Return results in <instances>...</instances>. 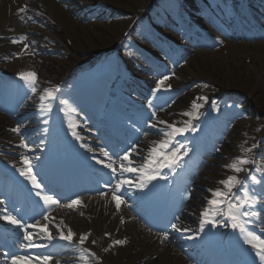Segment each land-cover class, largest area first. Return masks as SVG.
<instances>
[{"label": "bare ground", "instance_id": "obj_1", "mask_svg": "<svg viewBox=\"0 0 264 264\" xmlns=\"http://www.w3.org/2000/svg\"><path fill=\"white\" fill-rule=\"evenodd\" d=\"M39 1L43 3V5L46 8V12L48 11L51 16L53 17L54 26H49L48 31L43 33L41 37L48 38L49 40L58 41L60 38L62 39V36L70 38V41L73 44V47L77 49L82 47H91V44L93 43L92 38H94L95 32L91 30H86L84 28H81V26L77 23V18H86V16L89 15L94 9H88V6L95 5V1H89L86 2V0H0V31L6 27L5 31L1 34L5 37L11 36L14 34L8 33V29L11 25L15 24V22H24L26 18L28 17L27 11L30 12L35 10L36 5H38ZM44 1V2H43ZM102 3L108 4L107 2H111L109 8L112 12L117 11V9L120 11H123L122 6L118 4V2H121L120 0H99ZM127 2V0H125ZM249 2H254L258 6H262L264 1L263 0H248ZM60 4H59V3ZM81 2L80 4H77ZM27 7V11L25 14L18 12L16 14V11H19L22 7ZM67 7V10H64ZM84 9V10H82ZM170 10L173 12H176L177 8L175 5H171ZM73 12H79L77 17H74V20L72 19V13ZM101 10L99 9V12L97 15H100ZM8 14V15H7ZM146 22L153 23L155 18V12L150 10L145 15ZM225 17L228 18L229 16L225 14ZM257 23L264 26V23L261 21H257ZM160 30L162 32H166L167 28H179L180 22L179 20L176 22V24H168L165 21L160 22ZM79 28L82 31H76V29ZM59 30L61 31V34L59 33ZM22 32L29 33L30 36H36L37 33H39L37 30H33L30 28H22ZM262 39L260 41H254L253 43H232L228 42V55L226 57H220L218 55L214 56L215 54L212 53H205L206 51H200L197 52V54H200L199 57L202 58L203 61H209L208 66L206 67L207 63L197 61L201 68H197L196 62L192 64V67L194 70L190 72V74H186L185 76H192V79L194 80H213L216 82L217 85L220 86L222 90L225 92V88H227L228 91H237L239 93H244L245 96L249 97V102L252 103L254 107L258 109V106L264 107V34L261 35ZM214 39H221L220 37H214ZM5 43V41H0V44ZM39 44L41 46H45L46 43L39 41ZM27 48V47H26ZM163 49L166 47L162 46ZM10 50V47L8 45H5L0 50L1 52ZM79 50V49H78ZM86 50H90V48H87ZM243 60H250V65L246 66L244 63L239 62L240 60H235V56L237 55ZM32 58L29 57L28 54H26L24 51H22L21 56H17V58L12 59V61L9 63L10 65H24L27 67H36L39 69V65L35 63V61L30 60ZM18 62V63H16ZM214 62V63H213ZM197 68V69H196ZM19 68H14L12 71H17ZM22 70V69H21ZM19 70L18 72H20ZM55 68L51 67L49 69L50 73L55 72ZM187 71L182 70L180 72V77L183 78V72ZM86 74L76 75L77 81H73L70 85L71 89H74L75 92L73 96H80L83 100H91L94 102V97L96 96L97 89L95 90L92 85L96 83L97 80H94V82L91 84L88 83V85L83 86L80 84L82 83V79H86ZM114 75L111 76L110 79H107L109 82ZM127 79V77L125 76ZM184 84V83H183ZM183 84H180L178 86H182ZM257 93H259L257 95ZM247 97L245 99H247ZM246 106L249 105V103H246ZM231 106H223L219 110V116L220 114L227 113V116H229L231 113L235 112ZM223 112V113H222ZM255 113V111H253ZM106 118L109 120L111 116L106 113ZM5 119H0V128L4 125ZM41 121L40 123H42ZM84 122V120H83ZM80 123V122H79ZM180 121H178L179 126ZM242 124H246V128L249 129L250 137L255 134V128L264 126V118H259L257 120V123L255 124L252 121L245 120V122H241ZM81 125V123H80ZM155 126L151 125L150 129L160 131L162 129V126L159 124H154ZM9 128H12L11 126H8ZM79 128V127H77ZM201 127H199L200 129ZM15 129V128H13ZM204 131L203 135H210L213 137L210 130H206L202 128ZM38 133L44 132V129L41 130L40 128L37 129ZM56 132V131H55ZM6 131H2L0 129V138L6 137V140L8 142H5L13 147H18L19 139L12 138L15 136L14 132L6 136ZM56 135V134H55ZM12 136V137H11ZM74 142L77 145V137L74 136ZM81 140V147L82 149L88 150L91 149L90 147H87L86 145L82 144V141L87 140L83 137H79ZM176 144L184 145L188 152L191 150L192 147L196 146L198 149L199 142L196 139H191L186 141L185 143H182L180 140L177 141ZM175 144V145H176ZM248 141L244 143V145H247ZM6 150L14 152V154L19 155L20 153L17 150H14L12 148L5 147ZM196 149V151H197ZM142 150H149L147 148H143ZM183 150H181V155L183 156ZM138 156H140L141 153L136 152ZM257 156L260 158L258 161H253L254 164L259 165L261 163H264V149H261L258 151ZM193 156L195 153L192 154ZM222 155H229V150L226 148H223ZM20 157V156H19ZM21 158V157H20ZM146 156H144L145 160ZM18 161V159H17ZM30 166L33 174L41 168V162L39 159H37L32 153L29 157ZM213 163H217V161H214ZM182 164H180L179 167H181ZM169 168H161L159 173H164ZM115 178L116 182H119L121 186L117 188V183H113L111 185V190H115L116 193L121 192H127L133 197V201L136 205L141 207V209L144 210V213L148 219H152L151 215L148 213V206L145 201V197L147 196V190L150 183L145 188H139L136 187L137 184L140 183V174L136 172H124L123 169L120 170V167H117L115 169ZM164 175V174H161ZM209 178H213V176L206 175ZM202 178V177H201ZM196 184L198 185H208V181L205 183L198 182L200 180V176L195 178ZM30 181V180H29ZM123 181H127V183H122ZM178 190H176L175 194L178 195ZM179 192L181 193V187L179 188ZM179 193V195H180ZM193 193H196L194 191ZM105 199L103 202L96 201L90 202L89 204H86L85 202H81L80 204H83L82 206H76L74 209H69L66 207V209L62 208L61 206L56 211H61L55 216L57 217V222L48 221L51 224H54L55 227V233L53 237H56L58 233H60V230L63 231L65 235H67L69 229L74 234L73 240L76 241L79 240L80 233H84L85 229H92L94 239H100L104 243L101 244L103 247L107 246L108 242L109 244H112L116 240H124L126 241L124 244H120V247L123 249V252H120V254L113 255L111 251H109V248L107 247V251L105 254H102V261L104 264H187L184 259L177 258L170 254L167 249L159 248L157 246V241L152 240L151 236L147 235V230L145 227L139 224L137 220L134 219V217L125 210L122 205L120 206L119 210L116 208L114 201L112 200V194H108L105 196ZM197 196L195 200L191 199L189 202H186V205L189 206V210L197 203L196 201ZM257 203V201H256ZM69 204V203H68ZM177 206V201H175V208ZM257 209V205H255L254 210ZM189 212V211H188ZM217 217V215H216ZM224 219L226 220L227 217L224 215ZM4 225H8L11 227V229L15 228L16 231L20 232V234H24V231L16 227L15 225L10 224L8 221L4 222ZM179 229L176 228V231ZM29 233H32L34 236H39L41 240L46 239V237H42L41 235H38L37 232L31 231L30 229H27ZM104 235V238L102 239ZM203 238V236H202ZM19 240L22 242V238L20 237ZM47 240V239H46ZM230 235L227 236V241H230ZM27 242V241H26ZM34 243H38L34 241ZM209 243L210 245V252L216 248L218 245L217 237L214 235H208L205 237V241ZM27 244V243H26ZM51 249H55L58 251V259L60 261V264H84V261H75L73 257V253L75 252V249L67 244V241L61 240L60 238L58 240L51 241ZM19 250L21 253L29 254L31 253H41L46 252L43 251L41 248H25L23 244L20 242L18 243ZM47 246L50 245V242L47 240L46 243ZM203 246V244H202ZM225 246L228 247L229 245L225 243ZM204 249V247H203ZM101 252V251H100ZM203 254L206 257V250H203ZM78 256V254L76 255ZM158 257L157 263H147L146 261L153 257ZM249 257V256H247ZM120 258L125 259V263H120ZM210 261L213 262V264H220L219 260L217 259H210ZM149 262V261H148ZM87 264H99L95 260H91Z\"/></svg>", "mask_w": 264, "mask_h": 264}, {"label": "rangeland", "instance_id": "obj_2", "mask_svg": "<svg viewBox=\"0 0 264 264\" xmlns=\"http://www.w3.org/2000/svg\"><path fill=\"white\" fill-rule=\"evenodd\" d=\"M87 2L91 1V0H86ZM121 2H118V4L120 6H122V9H124L123 11L125 12V18L124 20H111L109 18L103 17V18H97V19H92L90 21L86 20V18H79L77 19V23L81 26V28H84L86 30H93L95 32L94 34V38H92L93 43L91 44V47H82V48H78L76 47V49H73V47L70 49L69 46L63 41V39L61 40V45L57 44L58 48H61L62 50L65 48L68 51H63V56H56L54 59H50L49 61L52 63V67L55 68V72L54 74L57 75L56 77H58V79H61L63 77H66L67 75H69L70 70L73 68V66H77L80 63H87L89 62L91 59L94 58L93 55L95 54H99L101 52H104L106 50H112L115 49L117 47V44L120 45V41L122 39V34L123 32L131 25L132 21H134L135 16L139 17V21H137L135 24L138 25V27L140 28V25L143 24L142 21H144V14L146 13V11L148 10L149 7L154 5V2H151L152 0H127V2L125 0H120ZM173 2V0H171ZM242 0H237L234 2V0H230L229 1V6H226V9L231 12V20H234L236 18L237 12H238V8L241 6ZM114 5V4H113ZM231 5H235L233 7H231ZM250 5V4H249ZM115 6V5H114ZM148 7V8H147ZM208 6H205V8H207ZM251 8L254 9V11H250L249 15V20H251L252 23H254V20L256 19V17L259 16L258 10L259 8H257L255 5H250ZM203 8L200 10L201 14H204L206 12V9ZM163 10L164 8H161L159 10H157L156 15L158 17H162L163 16ZM198 10V6L195 5V9L194 11ZM213 7L209 6L207 9V12L214 14V12L212 11ZM186 13H188L193 19H194V23L195 25H198V19H201L202 15L199 13H194V14H190L188 11H186ZM75 16V14H72V17ZM130 17V19L128 18ZM174 17V16H173ZM197 17V18H195ZM106 18V20H105ZM177 18V16H176ZM173 19H170V21H172ZM207 28L209 29V32L217 34L215 32H213V27L211 26V24L207 23ZM212 29V30H210ZM38 30H42V27H38ZM232 35H233V39L236 41H239L241 43H250L251 41H254L256 39H258V33L260 31H262V28H254L252 30L249 31H245L239 28H235L232 27ZM76 31H82L81 29L77 28ZM156 39H160V40H164L161 34H154ZM137 37H140V39L143 40V37L137 35ZM207 39H211L209 37V35L207 34L206 36ZM133 40V38L129 39V43ZM168 40L171 41V48H172V44L173 46H175L176 51L179 53V59L175 62V64L173 65L172 69L167 72V76L169 77L168 80H166L164 82V86L161 87V91L166 92L167 90H170L173 92V98L175 99V101L173 102V107L171 106L168 111L166 110V108L162 109V111L164 112V116H163V120L165 122H168L169 124H173L175 125V121L177 119V117L180 116L181 113L187 112V111H191V105L193 103V101H196L199 104H207L210 103L211 101H214L217 97L214 95L219 94L220 92V86L216 84L215 81L213 80H194L192 79V76H185L186 74H190V72L192 70H194V68L192 67V64H194L196 62L197 64V68H201L199 63L197 61H201V62H205L207 63L206 67L208 66L209 61H203L200 56V54H197V52H200L201 49H196V48H204L203 51H206L205 53L209 52L212 54H215L214 56L218 55L220 57H226V55H228V47H226V45L224 46V44L222 42L219 41H215L212 40V44L209 46H197L196 48H184L185 45V37H184V33H179L178 35H175L173 37H168ZM238 44V43H236ZM72 45V43H71ZM140 48L135 49V53L139 56H144L147 57L149 59L151 58V55L155 53V49H153V47L149 44L148 39L144 38V42L140 43ZM170 46V44H169ZM121 49L127 47L125 44L120 45ZM87 48H90V50H86ZM206 49V50H205ZM78 50V51H77ZM126 55L129 53V51L124 50V52ZM235 60H240L239 62L244 63L246 66L250 65V60H243V58L239 57L238 54L234 55ZM163 62L166 60L165 57H163L161 59ZM7 63V62H6ZM214 63V62H213ZM143 65L145 68L147 69H151L150 66L143 62ZM181 65H184V67H182L180 70H186L187 71L183 72V78H181V80H178L174 75H171L172 72H175L176 70H178L180 68ZM160 67V66H159ZM196 68V69H197ZM10 69V67H9ZM91 69H89L90 71ZM87 70V72H89ZM90 74V73H89ZM47 76V75H46ZM52 78V77H51ZM196 81V82H193ZM191 82L190 87L186 88L183 92L182 90H176L174 89V86L178 85V84H185ZM175 83V85H174ZM157 85V84H154ZM153 85V88H154ZM170 85V88L168 87ZM138 87H142L140 84H137ZM226 88V87H225ZM152 89V88H151ZM214 90L216 91V93H214ZM264 91V88H263ZM237 92V91H236ZM154 94V93H151ZM150 94V95H151ZM243 94V95H242ZM259 93H257L258 95ZM240 96H244V93H240ZM200 97H206V100H202V99H198ZM249 97H247L246 100H244V102L249 103V105L246 107L244 106V108L249 109L250 111H255V113H257V117L258 118H264V107L263 106H258V109L256 107H254L252 105L251 102H249ZM203 107H201L199 109V111L202 109ZM187 110V111H186ZM204 112V111H202ZM163 130H167V129H163ZM5 131V129H4ZM153 133L150 132V135H152ZM163 132L162 130L158 133H156V136L162 135ZM220 138L225 139L222 146L223 148H226L227 150H229V153H239L237 150L235 151L234 149L228 148L229 145L232 144V147H234L235 143L237 142V139L240 138L239 134H238V130L233 129L231 132L227 130H225L224 132H221L220 134ZM217 147H213L212 145H208L207 147H205L202 151L204 157L213 155V153L216 151ZM234 150V151H233ZM254 151V148L252 150V152ZM221 153H219V156H217V152L215 153L214 159H212L213 161L216 160L218 164L223 163L224 165L227 163L223 162L222 160L223 157L220 156ZM225 156V155H223ZM237 157V156H236ZM232 158V160L235 159V157H230ZM209 168H207L205 170V174L206 175H210L213 177H216L217 173L218 175L221 174L222 168L220 165H210L208 166ZM226 172H230L229 169H226ZM204 180H208V177L204 178ZM204 180H201L202 183H205ZM209 181V180H208ZM211 187V185H210ZM212 189L209 188V190ZM191 190V191H196V193H190V194H186V198L190 199L192 198L193 201L195 200L196 196L197 199L196 201H198L201 198V195H203L205 193V190H201L198 187H189L186 190V193ZM210 196V194H209ZM185 197V195L183 196ZM190 205H186L187 208H189ZM186 208V210H187ZM135 217L138 218V215L135 214ZM136 219V218H135ZM137 220V219H136ZM139 222L140 225L143 226V222L141 221V219L138 218L137 220ZM142 223V224H141ZM144 227V226H143ZM149 229V231H147V234L149 236H151L152 238L156 239L159 238L158 235H162L164 233L163 232V228H161L160 224H157V222L150 223V227H147ZM160 241V240H158ZM122 248L116 247L115 251L116 253H112L113 255L115 254H120V252L122 251ZM149 261V262H148ZM125 263V259L124 258H120V263ZM147 263H157L158 262V258H156L155 256L152 258H149L147 261Z\"/></svg>", "mask_w": 264, "mask_h": 264}, {"label": "snow or ice", "instance_id": "obj_3", "mask_svg": "<svg viewBox=\"0 0 264 264\" xmlns=\"http://www.w3.org/2000/svg\"><path fill=\"white\" fill-rule=\"evenodd\" d=\"M27 11V7H22L19 9V12L24 13ZM26 39V38H25ZM17 41H13L16 43ZM20 79L24 80L25 83L29 85L33 92L36 91V74L34 72H22L19 74ZM169 77L165 76L162 80L157 82V87L154 91H159L161 86L164 84ZM170 88V85L168 86ZM59 91V88H54L51 90H47L44 96H41V101H44L46 98L52 99L55 98V93ZM198 99L206 100V97H200ZM61 103L66 104L67 101H61ZM202 107L201 104L193 101L191 105V111L183 113V115L190 117L188 121L185 122L184 127H176L175 125L169 124L167 126V130H162L164 139L160 141H154L153 146L149 149L148 155L145 158L143 164L139 167H132V160L129 158L130 154H125L123 157L124 161H127V165L122 164L121 167L124 172H139L140 174V183L136 185L139 188H145L149 183L153 180L157 179L159 175V171L161 168H169L175 170V168L179 167L182 160L181 149L183 148V156L188 154V149L184 145L176 144L174 147H171V151H169L170 146L173 144V140L177 135H182L188 131H196L195 126L192 124L193 119L199 118V109ZM50 110V109H49ZM155 115V113H153ZM160 123H166L164 121H160ZM155 126V125H153ZM70 127L73 125L70 124ZM14 132H19V128L12 129ZM74 135L75 132L73 133ZM77 138H79L77 136ZM22 147H27V145L22 144ZM256 146L253 145L252 148L244 149V151L252 152L253 148ZM103 155L108 157V152L101 149ZM253 161L249 160L245 157H236L232 163L225 165L226 168L230 169L233 173H241L248 171L244 166L252 163ZM24 163L28 165L27 169H20L21 175L25 176L28 180H30L34 189H36V195L39 196L46 205L49 207L57 206L60 204V201L56 199L53 195L42 194L41 189L42 185L38 182L35 175L32 174L30 161L27 157L24 158ZM97 163H103L102 161H97ZM108 168H112V162H109L105 165ZM257 171H261L258 167ZM113 171L115 169L113 168ZM249 178L253 184L261 183L260 180L254 174H249ZM122 183H127V181H123ZM223 188H218L215 190H210L212 192V199L208 200L209 207L205 208L201 213V220L199 224V231L203 232L206 225H211L212 227H216L218 221L215 219L218 211L221 210L223 205H226L227 211L221 214L226 215L227 219L231 221V227L233 229H239L241 235L243 236L244 243L250 245L251 248L255 251L256 256L259 258L261 264H264V236L258 235L250 230H248L245 225L250 221V218L257 216L256 211L254 210L257 198L253 192H250L249 188L245 186L244 181L239 179L238 175H229L226 179L219 181ZM120 185H117L119 188ZM234 189H239L242 192V195H237L234 192ZM112 200L115 201V206L119 210L121 204L123 203L121 197L113 190ZM80 203L79 200H72L69 204L66 205L69 209H74ZM4 220L8 221L10 224L15 225L19 229L24 231V240L27 241V244L24 245L25 248H45L47 245L34 243L33 242V234L27 231L28 228L37 229L39 233H43L46 239L51 242L54 237L51 232L48 231V225H40L39 223L34 224H25L20 219H17L15 216L11 214L5 215L2 217ZM45 220L48 219L47 216L44 217ZM172 227H176V225H172ZM184 231H188V229H184ZM74 234L69 229L67 235L60 231L59 238L61 240L71 242L73 240ZM87 239L86 235H82L80 237V244L82 245L84 241ZM167 239V236H165ZM126 241L124 240H116L114 243L124 244ZM84 251H87L84 249ZM94 255V253L92 254ZM53 257L51 255H14L11 257L10 264H51ZM84 259V264H87V259ZM57 264H60L57 261Z\"/></svg>", "mask_w": 264, "mask_h": 264}]
</instances>
